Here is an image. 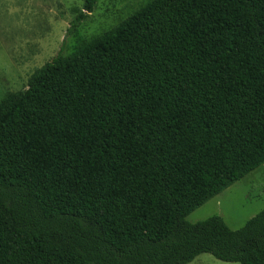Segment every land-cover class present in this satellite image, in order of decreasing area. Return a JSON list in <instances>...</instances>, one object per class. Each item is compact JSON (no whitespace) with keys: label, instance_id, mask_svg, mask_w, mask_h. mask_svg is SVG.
Segmentation results:
<instances>
[{"label":"trees","instance_id":"1","mask_svg":"<svg viewBox=\"0 0 264 264\" xmlns=\"http://www.w3.org/2000/svg\"><path fill=\"white\" fill-rule=\"evenodd\" d=\"M263 164L264 0H147L0 100V264H264L187 219Z\"/></svg>","mask_w":264,"mask_h":264},{"label":"rangeland","instance_id":"2","mask_svg":"<svg viewBox=\"0 0 264 264\" xmlns=\"http://www.w3.org/2000/svg\"><path fill=\"white\" fill-rule=\"evenodd\" d=\"M147 0H98L74 33L73 20L85 0H0V100L27 88L31 74L58 53L70 54L80 43L108 30ZM264 209V164L192 211L191 223L221 216L241 228ZM187 264H241L209 253Z\"/></svg>","mask_w":264,"mask_h":264}]
</instances>
